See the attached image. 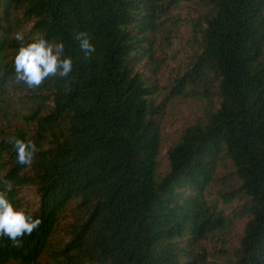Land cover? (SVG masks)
<instances>
[{
    "label": "trees",
    "instance_id": "16d2710c",
    "mask_svg": "<svg viewBox=\"0 0 264 264\" xmlns=\"http://www.w3.org/2000/svg\"><path fill=\"white\" fill-rule=\"evenodd\" d=\"M40 38L73 71L29 89L14 58ZM184 103L193 121L168 139ZM0 112L19 122L0 180L42 220L0 238V264H264V0H0ZM9 136L36 143L31 166Z\"/></svg>",
    "mask_w": 264,
    "mask_h": 264
},
{
    "label": "clouds",
    "instance_id": "9594fccd",
    "mask_svg": "<svg viewBox=\"0 0 264 264\" xmlns=\"http://www.w3.org/2000/svg\"><path fill=\"white\" fill-rule=\"evenodd\" d=\"M13 35L17 41L24 40V34L20 31ZM75 38L85 58L96 52V46L86 33L79 32ZM64 53L65 44L62 41L50 42L40 38L27 44L22 43L14 58L15 82L32 89L39 87L49 77H67L73 71V60ZM7 142L15 151L17 163L25 166L33 164L38 151L34 141L9 136ZM11 188L10 181L0 180V238L6 237L13 245L19 246L20 238L31 235L39 228L42 220L34 217L26 207L10 200Z\"/></svg>",
    "mask_w": 264,
    "mask_h": 264
},
{
    "label": "rangeland",
    "instance_id": "374dc122",
    "mask_svg": "<svg viewBox=\"0 0 264 264\" xmlns=\"http://www.w3.org/2000/svg\"><path fill=\"white\" fill-rule=\"evenodd\" d=\"M190 35V31L187 30L186 28L183 29L182 31V39L183 40H187L188 37ZM179 51V46L178 44H176L172 50H170V52H172V54H177ZM181 53L177 54V58L181 57L180 60L183 62L184 61V57L180 56ZM176 64L174 63V65H171L170 67L167 65L165 66L166 68H163V72L160 76L161 78V84L166 83L169 80V74H170V68H172L173 66H175ZM173 69V68H172ZM18 100V98H17ZM20 112L23 110L22 107H19ZM1 112H0V139L3 137L2 132H10L11 128L13 126H17L19 125L18 119L17 118H12V120L10 118H5L4 116H1ZM12 114H14V112H12ZM169 114L171 116H169V125L166 126V138H172L175 135V131L180 128L183 127L184 125L190 123L193 121L192 117H193V112L189 106L188 103H184L181 106L177 107L174 111L171 109ZM3 115V114H2ZM15 116V115H13ZM11 120V121H10ZM20 196L22 198V200L24 201V203L27 206H30L31 208H33V210H35L38 206H39V201H40V197L37 195L36 189L33 187H25L22 188L20 190Z\"/></svg>",
    "mask_w": 264,
    "mask_h": 264
}]
</instances>
